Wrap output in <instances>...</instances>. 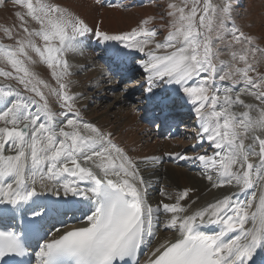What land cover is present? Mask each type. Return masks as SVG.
Segmentation results:
<instances>
[{"label": "snow or ice", "instance_id": "snow-or-ice-1", "mask_svg": "<svg viewBox=\"0 0 264 264\" xmlns=\"http://www.w3.org/2000/svg\"><path fill=\"white\" fill-rule=\"evenodd\" d=\"M14 3L23 10L15 13L18 26H0L12 41L0 42V63L10 66L0 67V77L20 86L0 85V264L16 257L21 259L15 264H31L23 258L33 255L38 264H140L142 249L152 248L160 227L179 235L159 243L146 264H256V257L264 255V47L236 26L232 0L170 3V31L162 41L155 39L158 33L148 20L129 32L94 33L145 54L137 61L133 53L118 47L115 52L140 64L149 94L161 84L176 85V92L196 106L201 139L214 146L213 155L196 159L215 174V179L207 176L213 187L235 184L242 193L252 190L247 200L234 199L233 193L195 211L182 203L189 189L174 203L149 204L150 185L138 162L111 132L81 117L67 53L78 51L80 38L93 28L55 0ZM30 21L38 27L30 28ZM216 41L229 50L230 60L220 59ZM37 63L50 69L55 86L33 70ZM49 96L60 111L52 110ZM149 162L156 158L145 157ZM44 193L79 197L88 211L79 226H53L52 238L30 253L27 228L36 220L25 217L24 230L13 221L25 211L39 219L47 216V208L37 202ZM161 213L170 218L161 221Z\"/></svg>", "mask_w": 264, "mask_h": 264}, {"label": "bare ground", "instance_id": "bare-ground-1", "mask_svg": "<svg viewBox=\"0 0 264 264\" xmlns=\"http://www.w3.org/2000/svg\"><path fill=\"white\" fill-rule=\"evenodd\" d=\"M138 1H142V0H138ZM148 2H150V1H148ZM240 3L244 4V0H241ZM98 6H99V4H98ZM100 8L102 10L107 11L110 9H115L117 7L111 6V7H100ZM260 8L261 9L264 8V4ZM78 9H80L81 13H83V14L85 13L86 16L88 13L89 19L91 20V18H92V22L96 21V18L93 15L91 16V14H90L91 6L89 4V1H87L83 5H79ZM114 15H116V18L114 17ZM121 16L122 15H118L114 11H108V13H106L104 16L101 14L100 17L98 18L97 22L99 21V19L105 17V20H103L104 25L111 27L112 29H115L117 27V22L121 21ZM246 16H248V15H246ZM251 16L256 21L252 25H256L254 32L257 33L258 28L261 25L260 24V17L255 16L253 14H251ZM95 24H97V23H95ZM95 24H91V25L93 26ZM101 31H103V30H101ZM104 31L107 32V30H105V27H104ZM114 33L115 32H111V34H114ZM90 38H91V36H90ZM99 45L101 47H105V45L108 47V43L103 42V39L99 40ZM82 48L83 47H80L79 50H81ZM85 48H87V47H85ZM89 50L90 51L87 54L79 55V59L83 63H84V61H86L88 59H92L93 58L92 55H95L91 48H89ZM109 55H110V52H109ZM96 64L100 65L99 63H96ZM94 66H95V64H94ZM100 66L102 68H104V70L102 72H97V69H94L93 75L95 76V74H96V75L100 76L101 73L103 74V77L100 76L101 78H98L96 76V78H98L97 81H101V83H103V87H101V89L103 88V90L100 92V95H98V96H96L94 94H90L89 96H85V97L81 98L80 101L76 99L78 102L84 103L83 105H87V102L88 103L92 102L91 99L89 100V97H91V96H93L95 98L94 103H96V104L97 103L102 104L103 98H107L109 96H112V92L110 91V86L112 85L111 81H114V80H113V78L110 79V76H108V74L105 70V67L102 65H100ZM138 68L140 71H143V69L139 63H138ZM89 77H90V75H89ZM84 81H86V80H84ZM90 81L91 80H88V78H87L86 82L89 83ZM108 81L110 82L108 85L104 84L105 82L107 83ZM96 82L95 81L93 82L94 86H97ZM84 84H85V82H84ZM113 84H116V82L114 81ZM163 85L164 86H163L162 92L166 89H172V90H175V93L173 94L174 97H175V94L177 96H178V94H180L183 98L185 97L182 92H180V93L176 92V88H178V86L166 85V84H163ZM94 86H92V87H94ZM80 87H81V84H80ZM129 87H131V86H129ZM104 89H107L108 91H105ZM252 100H253V98H251V97L246 98V102H252ZM125 102H126V99L121 94H118L115 96L113 105L115 107L118 105L117 107L119 109H117V112H119L121 109L126 110V112L122 113L121 115L116 113L117 115L115 114V117H114L116 119V121L114 119L113 120L114 122H111L110 119L108 118V114H109L108 110L106 111L105 114H100L101 112L97 113V110L92 111V112L88 113L89 119H86L85 116H83V117L85 118V120H88L90 123L97 125L98 127L103 129L104 131L111 132L113 134L114 141H117L118 143L123 144L126 147V149L128 150L129 154L134 159H137L139 161V163L142 167V170H146L145 173L147 175H149V177H148L149 178V185H150L149 188L151 190V192L149 193V194H151V198L148 200L149 204H151L153 207H156L157 205L161 204L162 202L174 203L175 198L171 199V196L173 197V195H174V197H176V195L179 194L180 192H182L183 190L189 189L190 191H189L188 199L189 198L190 199L189 200L186 199V200H188V203H185L184 201H182V203L185 204L186 206H189L190 211H195L196 209H199L203 206H206L207 203L214 202L215 200L222 198L223 196H225L229 192H232V191H229L230 187H228V186H224L221 188L213 187L212 182H210L207 179V176L210 174V172L207 168H205L204 164L201 161L200 162L203 164V169L201 171H198V170L197 171H189L187 168L181 167L179 165L168 163V164L164 165L161 170L155 171L153 174H149V173L152 172V168L154 167V164H152L151 162H149L147 164L144 163L145 157L158 158L160 156V154L162 153V150L176 154V153L182 151L183 149L197 148L198 147V141L196 139L201 137V133H202L201 123L202 122H201L200 118L196 115V112H195L196 106L191 108V104H190V106L185 107L186 109H182V111H184V112L188 111V110L195 112L194 116H195V123L197 126H196V130H194L193 133L196 134V137L191 141H185V140L181 139V140H179V142H175L173 145L170 142L162 141L158 138H151L148 135V133H146V126H144L138 120L137 113L138 112L140 113L141 110L136 111L132 107H130V109H126L124 106ZM188 102L191 103L189 100H188ZM97 106H98V104H97ZM237 110L240 111L242 109H237ZM127 111H130V112H127ZM207 145L209 148H211V150L206 155L210 156V153L213 152L214 146L210 145L209 143ZM164 168H165V171L163 170ZM167 172H168V174L171 173V174L175 175L177 178L181 177L179 179L182 181V185L179 187H175L173 185V183L169 182L167 179L168 177H166ZM191 172L195 173V174H193L194 175L193 179L197 184L192 183L191 177H189V173H191ZM152 178H154L153 181L151 180ZM214 179H215V177H214ZM163 216H164V219H163L164 222H166L170 218V214L161 213L160 218H162ZM157 232H160V234H159V237L157 238V240L155 241V243L152 247V250L159 243L164 242L166 240H171V239H173L179 235V233L176 230H166V231L164 230V232H161L160 228H159V230Z\"/></svg>", "mask_w": 264, "mask_h": 264}, {"label": "rangeland", "instance_id": "rangeland-1", "mask_svg": "<svg viewBox=\"0 0 264 264\" xmlns=\"http://www.w3.org/2000/svg\"><path fill=\"white\" fill-rule=\"evenodd\" d=\"M87 1H89V4L91 6V12H90L91 16L93 15L96 18L95 22H92V18H91V20L89 19L88 13L86 16L85 13L84 14L81 13L80 9H78L79 5H83ZM8 2H10V3H6L0 9V26H5V25H7L9 27L18 26L19 20L16 17L15 13L17 11H23V10L15 5L14 0L8 1ZM55 2L60 3L64 7H67L69 10L75 12L80 17L83 16L87 21H89V22H87L89 25L95 24V23H100L101 24V30L104 31V27H105V30H107V32H110V33L111 32H115V33L129 32L132 29L137 28L139 25H141L142 21L148 20L147 26L150 28H154L157 31L158 35L155 39L158 41H162L167 36L168 32L170 31V21L172 20V17L168 16V11H169L168 5L172 2H175L177 4H181V0H153L150 5H145L142 7H140L139 5H136L130 9L127 8V9H120L119 10L118 8H115V9H110V10L105 11V10H102L98 6V4H96L93 0H55ZM212 2L214 4H220V3H222V0H212ZM235 2H236V0H235ZM235 2H234V0H232L233 5L235 4ZM263 2H264V0H247L246 7L242 11L244 17L239 15L238 10L235 11V14H237L239 17L236 20L238 22V24L236 26L239 27L242 31H244L247 34H251V35H254L256 37H259L260 40H258V41H260L261 47H264V8H262V9L260 8L264 4ZM244 4H245V0H244ZM108 11H114L116 14L122 15L121 21L117 22V27L115 29H112L111 27L104 25L103 20H105V17L99 19V21L97 22L100 15L102 14L104 16L106 13H108ZM244 13H247L246 15H248V16H245ZM251 14L260 17V24L261 25L259 26L257 33L254 32L256 25H252L256 21L252 18ZM114 17L116 18V15H114ZM28 26L30 28L38 27L35 23H33L31 21L29 22ZM0 36L4 37V33L1 32ZM0 41H2L1 38H0ZM3 42L8 43L6 41H3ZM215 43H216V47L220 51V59L230 60L229 50L227 48H225L221 42L216 41ZM81 47H83L81 50H78V51H75L72 53H70V52L67 53V59H68V62L71 66V72H72V75L70 78L73 82L71 85V91L73 92L74 91L73 88L75 89V91L78 94L77 100H79V101L81 98H83L85 96H89L90 94H94V95L98 96V95H100V92L103 90V88L101 89V87H103V83H101V81H97L98 78L103 77V74L101 73V75H100L101 77L96 75V74L94 76L93 75L94 71H90V72L87 71V68L85 67V63L87 60L84 61V63H83L82 61H80L79 55H85L90 50H89V47L85 48V46H83V43L81 44ZM149 47H154V45H149ZM163 51H164L163 49L160 50L161 53ZM32 55H33L34 59H38L34 53ZM88 60L91 61V59H88ZM94 64H95L94 69H97V72H102L104 70V68H102L100 65H98L96 63H94ZM32 67H33V70L35 72H37L41 78L46 80L51 85L55 86L56 81L54 78H52L50 76V69H48L46 65H44L42 63H37V64L33 65ZM260 70L264 71V64L260 65ZM89 75H90V77H89ZM96 76L98 78H96ZM86 77L88 78V80H91L89 83L86 82L87 81ZM83 79L86 81H84ZM12 81L17 86H19L15 80H12ZM78 81L81 82V87H80ZM94 81L95 82L97 81L96 82L97 86H94V83H93ZM84 82H85V84H84ZM76 84H78V85H76ZM104 84L107 85L106 82ZM92 86H94V87H92ZM131 86H135V85H131ZM104 90L108 91L107 89H104ZM45 91L47 94V90H45ZM119 91L120 90L112 91V96H109L107 98H103L102 104L97 103L98 106L96 103H94L95 98L93 96L89 97V100L91 99L92 102L91 103L87 102V105H88L87 108L80 109V106L77 104L78 101H76V106L82 114L86 113V115H84L86 119H89L88 113H90L92 111L97 110V113L101 112L100 114H105L106 111L108 110L109 111L108 118L110 119L111 122H114L113 120L115 119L114 117H115L116 113L121 115L122 113L126 112V110H123V109H121L122 111L120 110L119 112H117V109H119L117 107L118 105L116 107L113 105L115 96L120 94ZM50 97L55 98L54 96H49V98ZM78 103H80L82 105L84 104L82 102H78ZM124 106L126 109H130V107H131L127 101L125 102ZM127 112H130V111H127ZM138 114H139V112L137 113V115ZM115 121H116V119H115ZM193 174H195V173H193V172L189 173V177H191L192 183L197 184L193 179V177H194ZM166 177H168L167 178L168 181L173 183V185L175 187H179L182 185V181L179 179L181 177L177 178L175 175H173L171 173L168 174V172H167ZM174 198H175L174 195H173V197L171 196V199H174ZM188 200H186L184 202L188 203Z\"/></svg>", "mask_w": 264, "mask_h": 264}]
</instances>
